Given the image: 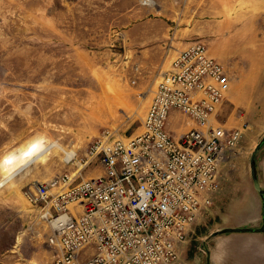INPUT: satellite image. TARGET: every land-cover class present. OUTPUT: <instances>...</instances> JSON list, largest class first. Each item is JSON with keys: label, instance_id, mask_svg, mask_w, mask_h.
Returning a JSON list of instances; mask_svg holds the SVG:
<instances>
[{"label": "rangeland", "instance_id": "obj_1", "mask_svg": "<svg viewBox=\"0 0 264 264\" xmlns=\"http://www.w3.org/2000/svg\"><path fill=\"white\" fill-rule=\"evenodd\" d=\"M196 41L221 63L226 42L259 57L264 0H0V180L3 156L29 141L60 146L0 187V264H20L9 249H18L12 245L28 217L41 221V250L47 248L43 229L49 226L24 193L65 173L74 174L75 183L101 174L97 161L85 156L88 147L106 129L122 139L141 132L156 85L180 49ZM247 98L242 106L224 104L232 119L218 114L211 123L243 132L248 171L241 176L243 157L220 171L212 218L193 226L174 264H264L262 202L249 171L251 152L264 136L263 86ZM168 123L175 140L194 127L174 111ZM62 149L73 158L65 161ZM254 160L264 190V143ZM230 228L251 232L209 238ZM24 231L26 257L32 235Z\"/></svg>", "mask_w": 264, "mask_h": 264}, {"label": "built area", "instance_id": "obj_2", "mask_svg": "<svg viewBox=\"0 0 264 264\" xmlns=\"http://www.w3.org/2000/svg\"><path fill=\"white\" fill-rule=\"evenodd\" d=\"M229 85L206 45L188 44L157 84L141 132L122 139L106 129L88 147L101 174L75 183L65 173L25 192L51 230L50 264H174L213 205L221 168L243 157L247 173L243 132L211 123ZM173 111L197 126L177 140L168 129Z\"/></svg>", "mask_w": 264, "mask_h": 264}, {"label": "crops", "instance_id": "obj_3", "mask_svg": "<svg viewBox=\"0 0 264 264\" xmlns=\"http://www.w3.org/2000/svg\"><path fill=\"white\" fill-rule=\"evenodd\" d=\"M183 48H181L180 50H182ZM223 48H224L225 57L222 64L225 66V71L229 75L230 85H229V90L226 94V99L221 105L222 107L221 106L219 107L216 115L218 116V114L220 115L228 114V118L232 119L233 112L232 111L227 112L226 107L223 108L224 104L228 103L233 105L234 103L236 105L242 106L250 102V99L247 97L253 92V89L255 87L263 86L264 88V53L259 54V57L254 56V54L250 53L247 48H243V49L240 48L238 50V48H234L230 46L228 42H226ZM243 50L246 51V53ZM255 57L258 58L256 59ZM253 62L256 63V66L253 65ZM181 121H183V119ZM234 125L239 126L240 123L236 121ZM194 127L197 126L194 125ZM168 129H170V123H168ZM173 131H175V129ZM226 166H235V165L229 163L227 165H224L221 168V170L223 171L224 167ZM230 170L232 169L230 168ZM216 194L214 195V199L218 197V194L217 195ZM214 210L215 207L212 210L208 209L201 216L195 228L200 223H204L208 219H211ZM28 219L29 221L27 223L25 221L22 223V229L18 231V235L16 236V243L14 242L12 245V247H16L18 249L11 250L12 249L11 248L9 250L12 253L14 252L13 254H17L19 256L17 260H19L20 264H50L54 258L55 253H57V250L50 247L48 244L46 250L44 251L41 250V237H42V234L40 233V228L42 226L41 221L38 220L37 217H28ZM195 228H193V230H195ZM25 229L27 230L28 233L31 232L32 235L28 239V242L32 247V249L30 251L29 256L26 257L24 256L23 250L20 249L22 245L20 243L21 237L24 238V236L26 235L24 231ZM45 230L46 232H44L43 229V235L46 237L45 238L46 241L47 237L50 235L51 230L49 227H47ZM181 248L182 246L179 247V251L181 250Z\"/></svg>", "mask_w": 264, "mask_h": 264}, {"label": "bare ground", "instance_id": "obj_4", "mask_svg": "<svg viewBox=\"0 0 264 264\" xmlns=\"http://www.w3.org/2000/svg\"><path fill=\"white\" fill-rule=\"evenodd\" d=\"M40 141L41 140H31L22 146L16 153L3 156L2 166L5 171L3 178L0 180V187L10 181L13 178L12 176L24 165L42 158L45 153L47 154V152L54 147L60 148L56 142L43 145ZM64 154L65 161H67L68 159H72L75 153L65 150Z\"/></svg>", "mask_w": 264, "mask_h": 264}, {"label": "water", "instance_id": "obj_5", "mask_svg": "<svg viewBox=\"0 0 264 264\" xmlns=\"http://www.w3.org/2000/svg\"><path fill=\"white\" fill-rule=\"evenodd\" d=\"M264 143V136L261 139V141L256 144V146L254 147L253 151L251 152V156L249 158V171H250V177L252 180V186L254 188V190L259 194L260 198H261V227L259 229V232H264V190L256 176L255 173V160L254 157L258 154L261 145ZM31 162H29L28 164L24 165L22 168H20L12 177L16 176L18 173H20L24 168H26ZM224 232H237V233H244V232H251V230L249 229H244V228H230V229H225V230H218L216 232H213L212 234H210L209 238L214 237L220 233H224Z\"/></svg>", "mask_w": 264, "mask_h": 264}]
</instances>
